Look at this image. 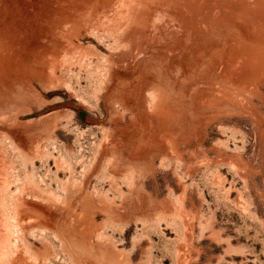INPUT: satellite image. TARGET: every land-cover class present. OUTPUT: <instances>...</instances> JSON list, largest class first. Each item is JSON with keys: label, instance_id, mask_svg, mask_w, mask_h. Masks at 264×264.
<instances>
[{"label": "rangeland", "instance_id": "374dc122", "mask_svg": "<svg viewBox=\"0 0 264 264\" xmlns=\"http://www.w3.org/2000/svg\"><path fill=\"white\" fill-rule=\"evenodd\" d=\"M0 264H264V0H0Z\"/></svg>", "mask_w": 264, "mask_h": 264}]
</instances>
